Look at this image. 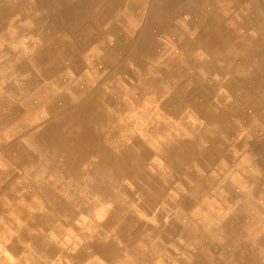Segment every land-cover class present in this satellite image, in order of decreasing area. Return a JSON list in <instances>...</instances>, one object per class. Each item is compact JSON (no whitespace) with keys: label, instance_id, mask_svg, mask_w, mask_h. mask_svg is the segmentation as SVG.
<instances>
[{"label":"bare ground","instance_id":"obj_1","mask_svg":"<svg viewBox=\"0 0 264 264\" xmlns=\"http://www.w3.org/2000/svg\"><path fill=\"white\" fill-rule=\"evenodd\" d=\"M229 1L242 7L239 20L227 19L219 9ZM12 16L15 35L27 36L32 28L40 51L30 61L6 48L9 38L0 40V55L6 48L12 68L6 84L0 81V160L14 168L0 169V264L48 255L55 250L47 242L52 241L48 231L59 223L63 229L52 234L63 237L64 221L75 242H68L71 248L63 245L58 263L130 264L131 250L137 264H156V253L163 264L165 244L177 240L179 229L190 237L185 231L196 225L174 200L180 198L190 214L203 197L200 212L211 249L202 264L213 257L221 258L220 264H264V89L258 78L260 69L264 82V0H0V28ZM83 55L104 68L77 73L69 90L57 96L42 85L29 100L24 98L21 92L34 88L38 78L49 81L60 63L74 65ZM121 55L127 56L124 61ZM134 56L143 59L144 72L126 71L139 82L134 92L121 94L123 99L111 80ZM33 63L40 77H34ZM150 86L157 87L149 93ZM220 89L229 98L219 95L217 100ZM147 97L153 105L143 104L144 111L152 107L176 115L190 109L203 126L187 129L183 121L167 124L159 115L150 129L171 135L156 142L153 136L155 148L148 151L139 137L120 134L116 119L118 112L127 113L128 105ZM27 109L48 115L36 128L18 134L16 125ZM123 127L126 132L128 126ZM178 127L184 131L177 133ZM244 128L246 136L240 131ZM58 163L65 169L59 173L72 176L71 181L58 187L63 183L50 177L44 184ZM28 185L51 202L61 219L42 196L27 191ZM56 187L58 193L50 196ZM147 201L155 206L146 208ZM220 205L223 212L210 210ZM162 208L163 214L172 209L166 224L160 221ZM140 210L155 229L169 227L172 237L162 236L151 246L158 235L146 239L150 231L135 215ZM79 213L89 225L99 223L96 234L77 230ZM93 251L96 256L84 258ZM39 259L34 256L33 263H42Z\"/></svg>","mask_w":264,"mask_h":264},{"label":"rangeland","instance_id":"obj_2","mask_svg":"<svg viewBox=\"0 0 264 264\" xmlns=\"http://www.w3.org/2000/svg\"><path fill=\"white\" fill-rule=\"evenodd\" d=\"M12 2H15V0H11ZM32 2V1H31ZM219 9L220 10H224L223 11V15H225L227 17V19L229 17H234V18H238V20L240 19L241 14V8L242 7H236L235 5H232L230 3V1L228 3L222 2L219 4ZM246 6V4H245ZM257 10V9H256ZM262 19L264 20L263 16ZM16 22V17L12 16L11 19H7L6 21L2 22L3 25L0 28V40L1 39H6L9 38L10 42H7V46L6 48L9 49L10 52L13 53V55L16 53L21 54V56H27L30 57V61L32 60V58H34L35 53L38 51H40V47L37 46L39 40L38 37L32 33V28L28 31L27 36H22L23 34H17L15 35V28L12 27L13 24H15ZM9 23V24H8ZM1 24V22H0ZM6 24V25H5ZM7 26V27H6ZM243 32V31H242ZM32 33V34H31ZM10 35V37H9ZM64 36V37H63ZM62 37L67 39V37L65 35H63ZM127 37L130 38V34L127 35ZM132 41V37L129 40V43ZM35 43V44H34ZM128 43V44H129ZM32 44V45H31ZM5 48V49H6ZM3 49V53L0 55V68H1V76L2 79H0L2 84H6L5 83V75H8L12 72V68H11V64L9 62V60L7 59L8 57L4 56L7 55L6 52H8L7 50ZM5 50V51H4ZM169 50V49H168ZM170 52V51H169ZM91 55H83L80 56L79 58H76L73 62L74 65H72L71 63H66V64H62L60 63V68L57 69V72L55 74V77L49 78L50 80L47 81L44 77L42 78H38V84L34 85V88L32 89H27L28 92H21L22 95L25 94V99H30L31 96L33 95V92H35L36 87L37 86H42L45 85L44 89H46L47 91H51V93L49 95L55 94L56 96L59 94L64 93L67 89L69 90L72 81H75L76 79V74L80 73V72H88L92 69V72L95 73L94 71L98 70H102L104 67L101 63L99 64H93L91 63V61L88 59L90 58ZM127 57V56H126ZM124 56H120V60L119 61H124L125 58ZM56 61V59H55ZM139 62V63H138ZM141 62H143V59L138 58L137 56L134 57H130L129 59L126 60V63H123L122 67L123 69H121L120 74H118L113 80H111V85H117L114 87L113 85V89L118 92L120 95L121 94H127L128 92H134L135 91V87L137 86V83L139 81H137L135 83V80L133 78H131L126 71L129 70L130 73L134 74V75H140L142 74L143 71V65L141 64ZM31 67V66H30ZM129 68V69H128ZM32 72H34V77H38L40 73L39 71H37L36 69H38L36 67V64L33 63L32 64ZM95 69V70H94ZM13 74V73H12ZM253 74H255V72H253ZM102 75V74H101ZM101 75L99 77H97V82H101L102 78ZM256 75V74H255ZM258 78L260 81V85H261V89H264V82L261 81L262 79V75L259 69V74H258ZM125 76V77H124ZM40 77V76H39ZM43 81V82H42ZM119 83V84H118ZM132 83V84H131ZM135 83V84H134ZM134 84V85H133ZM133 85V86H130ZM263 86V87H262ZM157 86H150L148 92L150 93L151 91H154V89ZM106 88V87H104ZM31 90V91H29ZM67 90V91H68ZM223 89H220L217 95V100L219 95L222 94ZM47 93V92H45ZM49 95L47 96L46 100H49ZM224 96L225 98H229V94L227 93V95H221ZM121 97L123 99H126V96L121 95ZM148 98V97H147ZM216 100V99H215ZM150 103V98L145 99L144 101L140 102V104H136L130 106L128 105L127 109L129 110L127 113H122V115L118 112L117 115V124L119 125L118 127V131L120 134H125L127 135H135L136 137L140 138V141L144 144V146H146L147 150L152 152L155 148V146L152 144V139L154 136L155 141L159 138V140L161 141H167L168 140V136L171 135V132H168L167 130H165V132H162L161 134L156 135L155 132L152 131V129H150L149 126H151V122L152 120H155L158 118V116L160 118H162L167 124L171 123L172 125H177L180 124L182 121L184 122V124H182L185 128H190V129H197L198 131L200 130V128L203 126V121L200 118V116L191 111L190 109L184 112H181L179 114L174 115L171 114L170 112H162L159 111L154 112L152 107L151 109L148 110H143V104L145 105H153V104H149ZM153 103V102H152ZM47 104V103H46ZM123 105H125V103H123ZM143 110V111H142ZM29 110H24V115L20 116L19 119V123L16 125L17 126V133H21V130H26V131H30L33 128H36V126L40 123L39 119L41 117H44L47 114V112H45V110L42 111H35L34 113L30 114L28 112ZM140 116V117H138ZM143 117V118H142ZM17 122V119H16ZM15 122V123H16ZM126 124L128 126V130L125 132L123 125ZM123 128H122V127ZM121 129H123L124 131H122ZM180 130H182L180 127L177 128L176 132L180 133ZM25 131V132H26ZM184 131V130H182ZM240 131L243 133V135L246 136L247 134V130L244 129H240ZM146 132L148 133V135L146 134ZM147 136V137H146ZM128 138V137H127ZM0 144H2L0 142ZM64 164L63 163H58L57 165V169H55V171L53 173H50L43 178V183L45 184L47 182V184L49 183V178H53V179H59L61 183H63V185L59 184L58 187H63L67 184H69L68 182L71 181L72 176L69 175H65L62 173H59V171H65V169L62 167ZM162 165V164H161ZM163 166V165H162ZM165 167V165H164ZM231 166H229L230 168ZM0 169L4 170L5 172L8 171H13L14 168L10 167L9 164H4L3 161L0 160ZM62 169V170H61ZM57 171V172H56ZM58 180V181H59ZM27 181L29 182V180L27 179ZM29 185H31V182L28 183ZM28 185V192H32L35 191V189L33 188V186H29ZM57 188V187H56ZM52 188V190L54 191L50 193V196L56 195V193H58V188ZM56 190V191H55ZM37 192V190L35 191ZM38 193V192H37ZM39 197L43 199H45V196L41 193H38ZM52 194V195H51ZM31 196V194L29 193V197ZM42 196V197H41ZM177 198V197H176ZM29 199H32L31 197ZM180 198H178V200H174L175 206L177 207L178 210H180V213L183 214H187L186 216L189 217L192 221V224H196L194 225V228L192 230L190 229H186V233H188L189 235H191L190 237L186 238L184 235V231L182 229L178 230V235L177 240L176 241H172L173 244H165V249H162L161 252V259L165 262H163V264L166 263V261H170V264H202L205 263L206 257L205 254L209 253L210 249H211V244L208 240L205 241V214L203 212H200L201 210L204 209L205 207V197H203V199L200 201V208H198L196 210V212H191L190 214H188V212L186 210H184V208H182V204H180L179 201ZM46 200V199H45ZM30 202L32 203V200H30ZM49 208L55 213L56 211L54 210V208L51 205L50 201H47ZM146 208H152L155 206L154 203L147 201L146 203ZM42 207L38 208V211L42 214H44V210L42 209ZM172 209H169L166 212L168 214H163L165 212V209L162 208V216L160 217V221H162L163 223H167L168 222V216H171V211ZM213 212L218 213L219 212H223V208L220 205L214 208L210 209ZM159 213V212H157ZM135 215L137 216V219H140V223L141 226L143 228H147L145 229V231L149 232L150 231V236L146 237V239H151L155 236V233L157 236V239H155V241H151V246L155 247L157 245V242L159 240V238H161L162 236L164 237H170V229L169 227L166 226H161L155 229V222L152 221V219L150 217H148L149 215L145 216L143 211H136ZM56 219L59 218L61 219V216H59L57 214V216L55 217ZM54 218V219H55ZM202 218H204L203 221H200V223H198V219L201 220ZM89 218L84 214V213H79L76 220H75V227L77 228V230H86V233L88 234H96V229L97 227L100 228V225L98 222H94V225H89L88 222ZM64 223L66 224L65 230H63V237H59L56 236L54 234H52V232L54 231H59L58 229H63L62 225H60L58 223V225L53 224L51 226V228L48 231V234L50 237V239H52V241H47L50 244H53L55 246V250L52 251H48V255L40 257V259L42 260L43 264H68L64 261H61V263H58L57 261H55V259H57V256L60 254L61 250H65L63 249V245L66 243L67 246L69 248L73 247L71 246L73 244V242H75V239H72L69 231L67 229L70 228V225L68 226V224L64 221ZM156 231V232H155ZM192 233H193V237H192ZM115 237V236H112ZM172 237V236H171ZM62 239H63V243H62ZM68 242L71 244H68ZM76 244V243H75ZM50 246V245H47ZM77 246V245H76ZM80 247V246H79ZM158 250V248H156ZM156 250V252H157ZM50 252L51 253L50 255ZM95 253V251H93ZM128 252L130 253V258H131V262L130 264H137L134 255L135 253L132 252L131 250H128ZM90 253L88 252V254H84V258L85 259H89L92 258L94 256H96V253ZM155 253V252H154ZM32 255V254H31ZM33 257L30 256V260L27 262H23L22 264H34V256H36L37 259H39L38 254L32 255ZM136 256V255H135ZM50 257V258H48ZM159 255L156 253L153 258L154 261L156 262V264H162L161 262H159L158 258ZM5 259L8 261H11V257L9 255L5 256ZM39 259V261L41 262V260ZM71 259L72 261H74L75 263H78L76 257L72 254L71 255ZM54 260V261H52ZM221 262V258L216 257V258H212V261L210 262V264H220ZM42 263H38V264H42ZM231 263V262H230ZM16 264V263H14ZM232 264V263H231Z\"/></svg>","mask_w":264,"mask_h":264}]
</instances>
